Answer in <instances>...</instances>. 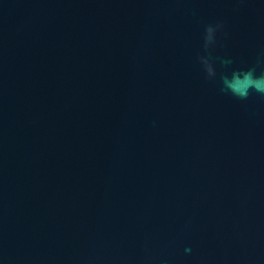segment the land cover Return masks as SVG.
<instances>
[{"label": "water", "instance_id": "obj_1", "mask_svg": "<svg viewBox=\"0 0 264 264\" xmlns=\"http://www.w3.org/2000/svg\"><path fill=\"white\" fill-rule=\"evenodd\" d=\"M253 68L264 0H0V264H264Z\"/></svg>", "mask_w": 264, "mask_h": 264}, {"label": "clouds", "instance_id": "obj_2", "mask_svg": "<svg viewBox=\"0 0 264 264\" xmlns=\"http://www.w3.org/2000/svg\"><path fill=\"white\" fill-rule=\"evenodd\" d=\"M220 27L221 25L217 24L215 26L208 25L205 28V48H208L215 43V33ZM201 63L203 64L207 75L209 77H213L215 75V71L211 62L207 58L201 57ZM254 73V68L243 72H233L231 78H222L224 88L231 92L234 96L241 99H246L252 91L264 94V75L256 76ZM186 251L190 252L191 249H186Z\"/></svg>", "mask_w": 264, "mask_h": 264}]
</instances>
